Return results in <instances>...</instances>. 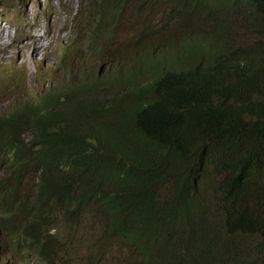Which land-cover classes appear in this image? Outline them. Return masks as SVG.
<instances>
[{
	"label": "trees",
	"instance_id": "trees-1",
	"mask_svg": "<svg viewBox=\"0 0 264 264\" xmlns=\"http://www.w3.org/2000/svg\"><path fill=\"white\" fill-rule=\"evenodd\" d=\"M79 1L92 18L93 38L115 25L113 16L159 1L170 6L174 26L204 21L221 45L209 43L201 66L172 69L160 79L143 81L146 71L139 68L143 82L123 87V98L142 97L138 105L89 114L87 122L96 125L65 100L57 106L55 126L36 132L27 127L28 145H0L18 174L10 188L0 182L3 200L11 201L4 212L17 222L1 225L13 255L52 250L47 244L58 238L51 233L56 214L75 227L86 209L82 204L92 199L107 218L108 241L95 243L89 260L110 257L114 242L127 264H264V0H135L127 10L132 0ZM162 27L140 14L141 39L157 37L154 31L160 34ZM139 111L158 120L156 130L129 124ZM61 113L72 118L70 129ZM113 126L120 135L104 141L98 154L77 131L90 128L87 136H104ZM181 160L194 169L177 171ZM169 176L176 178L174 189L160 203L157 189ZM20 184L33 198L18 195ZM211 193L214 205L207 201ZM64 252L62 247V264H72Z\"/></svg>",
	"mask_w": 264,
	"mask_h": 264
},
{
	"label": "clouds",
	"instance_id": "clouds-1",
	"mask_svg": "<svg viewBox=\"0 0 264 264\" xmlns=\"http://www.w3.org/2000/svg\"><path fill=\"white\" fill-rule=\"evenodd\" d=\"M5 1L6 0H0V5H3ZM134 1L135 0H132L125 10L129 9ZM34 2L38 9L44 14H46L50 8V0H34ZM26 9H28V6ZM135 15L139 18L138 12L135 13ZM122 16H113L115 25L112 23L105 32L100 34L106 35L105 40L103 43H100L99 48L95 50L91 47L92 44H90L91 46L79 44L87 41L92 42L100 37L98 35L93 38L92 18H90L88 10L81 6L78 0V6L72 17L71 25L64 28L65 31L74 30V37L69 40L67 44H63L57 37L53 38V32L51 30L50 33L46 32L43 34L50 41V46L44 43L47 49V60L39 61L38 58L37 63H31L29 66L30 74H28L26 66L20 64L19 59L16 61H8L4 68L0 67V102L7 104L6 111H2L5 108H0V145L12 140L21 147L28 145L31 141V133L27 127H32V132H36L38 127L55 126L52 120L53 117L58 114L57 106L65 100L77 104L79 107V115L84 122H87L88 115L92 113L101 115L104 111L109 109H117L128 105H138L139 99L142 97L137 99L123 98L125 92L123 89L124 86L129 89H134L137 83L146 80L160 79L172 69H195L199 65H202L203 60L206 62L208 54L205 55V51L206 48L210 46V42L215 41V46L221 45L219 37L215 36L213 32L212 36L207 39L194 40L189 35L183 34L166 36L163 39L164 34L162 32L158 34L154 31L157 37L145 40L137 47L135 55H137L138 58H135V56L124 58L122 53L119 57H115L111 60L109 64L111 69L103 77L94 75L91 73V65L99 62L106 51L109 50L111 33ZM53 17L54 16H51L50 21H53ZM29 19L30 18L24 23L22 21L13 22L12 29L8 28L3 23V26L9 31L16 44L27 42L28 30L34 32L40 31L38 30V26H35L37 25L36 22H30ZM111 20L112 14L109 13L107 15L108 24ZM138 23L139 20L137 24ZM16 31L21 32L19 40L16 37ZM136 32L139 33L141 38V31L137 30V25ZM55 44L63 47L64 55L55 57V50L52 47V45ZM153 47H155L154 50ZM69 55L71 56L67 58ZM139 68L146 71V76L143 78V81H141V69ZM4 76L9 78L7 84L4 83ZM2 92L6 93L2 94ZM61 117L65 119V123H62V125H69L68 128L70 129L72 118L66 113H61ZM128 122L129 124L143 126L144 129L152 128V130H156L159 124L156 118L148 114L145 115L142 111L132 116ZM96 124L97 122L90 125ZM211 126V123L207 124V132L210 131ZM89 130L90 128L85 129L84 127L77 129L80 133L79 136L84 139L85 143L95 148L96 154L101 151L104 141H111L120 135L119 133H114L115 126H113L110 133L108 132L104 136H87ZM112 132L114 134H111ZM84 135L87 137L85 138ZM175 167L177 171H182L192 170L195 165L190 161L181 160L175 164ZM152 168L155 171L157 170L159 174H162L164 171L158 163H154ZM68 170L69 168L65 167L60 171L59 176ZM209 172H212V170L207 169L206 173ZM17 176L18 174L13 168L12 155L0 152V182H7V186L10 188L14 185V181L18 179ZM168 179V182L157 189V199L160 203L169 198L173 192V183L176 178L174 176H169ZM27 181L31 182L32 177H29ZM141 183L144 184L142 181ZM58 184L60 183H57V185ZM126 193L127 190H125L122 195L125 196ZM19 194L33 198L25 191L22 184H20L18 188V195ZM77 194L79 195L77 197H80V191H77ZM207 201L214 205L215 193H211ZM10 202L9 200L4 201L3 195L0 193V248L3 242L10 246L7 238L3 234L1 228L2 223L7 225L17 223L16 221H12L4 212L11 205ZM73 203H76V201H73ZM93 206L100 209L94 204L92 199H87L81 206V208L86 207L83 215L86 216ZM105 219L106 228L108 222L106 216ZM51 233L56 234V231L53 232L52 230ZM54 238L53 241H50L51 245H49L52 247V250H46L47 252L43 253L33 252L29 255L32 254L39 264H50L51 262L52 264H58L60 259L61 239L59 237ZM10 251L12 258L13 251L11 247ZM1 255L2 258H0V261L4 258V254Z\"/></svg>",
	"mask_w": 264,
	"mask_h": 264
},
{
	"label": "rangeland",
	"instance_id": "rangeland-1",
	"mask_svg": "<svg viewBox=\"0 0 264 264\" xmlns=\"http://www.w3.org/2000/svg\"><path fill=\"white\" fill-rule=\"evenodd\" d=\"M27 6L28 9H26ZM77 6L78 0H50V8L47 13L44 14L38 9L34 0H6L3 5H0V23H4L5 26L12 29L13 22L22 21L24 23L30 18L29 21L36 22L37 25L35 26H38V30L40 31L34 32L28 30L30 31L27 35L28 41L23 44L38 42V40L45 38V35H43L44 33H50L51 30L53 32V38L57 37L63 42V44H67L68 41L74 37V30L71 29L70 31H65L64 28L71 25L72 17ZM137 12L138 16H140V14L142 15V20L148 21L154 26L156 25L157 28H159L160 25H163L160 29L164 34L163 39L166 36L183 34L189 35L194 40H203L211 37L213 34L211 25L204 21H199L198 24H194L188 28L174 26L173 22L168 19L170 6L159 1H155L151 5L144 4ZM51 16H54L53 21H50ZM230 19L231 16L225 17L223 26H225V22L228 23ZM138 20L139 18L131 11H127L123 14L111 33L109 50L106 51L105 55L99 62L91 65L92 74L103 77L111 69L109 67L111 60L115 57H119L122 53L124 58H130L131 56L138 58V56L135 55V51L141 43L147 40L146 38L141 39L139 33L136 32ZM7 33L8 39L11 40L14 47L18 50L17 53L14 48L10 49V46L12 45L5 39V34ZM105 36L106 35H99L100 38L95 39V41L81 42L79 44H84L85 46H91L90 44H92L91 47L97 50L100 43H103L105 40ZM16 37L19 40L21 32L16 31ZM232 38L234 41H237L235 37ZM52 47L55 50V57L64 55V49L62 46L55 44L52 45ZM0 49L3 51V57L7 56V50L10 51H8V55L13 56L2 60L0 54V67L4 68L8 61H16L19 59L20 64L26 66L28 74H30L29 66L31 63H35L28 58L31 54L30 50L24 52L23 48L14 42L12 36L9 35V31L1 24ZM70 56L71 55L67 58ZM3 78L4 83L7 84L9 78L7 76H4ZM5 93L6 92H2V94ZM6 106V103L0 102V108H5L2 111L7 110ZM46 211L51 213V210L48 207L46 208ZM65 225L67 227H65ZM105 225L106 219L104 214L95 206L88 211L86 216L83 215L81 219H78L77 226L75 227H71L66 220L62 219L60 214H56V224L53 232L56 231V234L64 243L62 246L65 250L63 258L67 256L69 261H72V264H127L122 259V248L119 244L114 242L110 243L108 247V255H110V257L100 258L97 256L95 259L89 260L92 246L99 241H108V238L104 233ZM120 243L124 244L123 242ZM1 244L2 247L0 248V253L4 254V258L0 261V264H39L32 254L25 255L20 251H16L11 258L10 246L5 244V242ZM47 245H51V242ZM58 264H62V258L59 259Z\"/></svg>",
	"mask_w": 264,
	"mask_h": 264
},
{
	"label": "bare ground",
	"instance_id": "bare-ground-1",
	"mask_svg": "<svg viewBox=\"0 0 264 264\" xmlns=\"http://www.w3.org/2000/svg\"><path fill=\"white\" fill-rule=\"evenodd\" d=\"M2 26L3 24L0 23ZM4 27V26H3ZM5 28V27H4ZM30 33V31H29ZM10 35V33H9ZM5 39L12 45L10 46V49L11 48H14L16 50V53L18 52V50L16 49V47H14V44L11 42L10 39H8V33L5 34ZM47 40V41H46ZM28 41V39H27ZM47 42V43H46ZM23 43H26V42H22L21 44H19L21 46V48H23V51L26 52V51H29L31 52V54L29 55V59L32 60L33 62L37 63V59L39 58V61H46L47 60V57H46V54H47V49H46V45H49L50 46V41L47 39V37L45 36V38H42L40 40H38V42H33L31 44H23ZM45 43V44H44ZM5 49V48H4ZM9 50L6 51V54L7 56L6 57H3L2 56V50L0 49V54H1V57H2V60H5L7 58H9L10 56L12 55H8ZM10 52V51H9ZM33 56V57H31ZM13 57V56H12Z\"/></svg>",
	"mask_w": 264,
	"mask_h": 264
}]
</instances>
